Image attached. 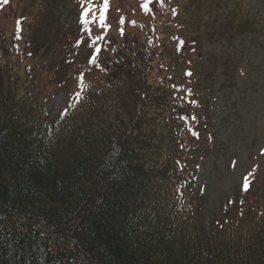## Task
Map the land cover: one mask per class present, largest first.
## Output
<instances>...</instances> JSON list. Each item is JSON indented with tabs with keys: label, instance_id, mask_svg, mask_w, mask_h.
<instances>
[{
	"label": "trees",
	"instance_id": "16d2710c",
	"mask_svg": "<svg viewBox=\"0 0 264 264\" xmlns=\"http://www.w3.org/2000/svg\"><path fill=\"white\" fill-rule=\"evenodd\" d=\"M228 1L0 0V264H264V169L208 226L191 182Z\"/></svg>",
	"mask_w": 264,
	"mask_h": 264
},
{
	"label": "rangeland",
	"instance_id": "374dc122",
	"mask_svg": "<svg viewBox=\"0 0 264 264\" xmlns=\"http://www.w3.org/2000/svg\"><path fill=\"white\" fill-rule=\"evenodd\" d=\"M222 7L223 17L235 12L234 22L240 20L242 29L214 48L228 55L231 73L225 77L220 69L215 78L211 137L220 152L200 160L191 179L193 191L204 198L207 226L221 200L242 196L250 167L264 169V0H229ZM58 12L63 24L73 25L78 18L70 1L59 5ZM69 100L68 92L55 94L47 108L49 117L60 116Z\"/></svg>",
	"mask_w": 264,
	"mask_h": 264
},
{
	"label": "snow or ice",
	"instance_id": "6c2138e0",
	"mask_svg": "<svg viewBox=\"0 0 264 264\" xmlns=\"http://www.w3.org/2000/svg\"><path fill=\"white\" fill-rule=\"evenodd\" d=\"M4 2H5V3H7V0H4ZM149 2H151V0H149ZM105 7H106V5H105ZM144 7L147 9V4H145V5H144ZM89 11H90V10H89ZM84 15H85V16H87V15H88V13H87V12H85V13H84ZM103 20H104V17H103V16H101V22H103ZM93 62H94V61H93ZM245 190H247V189H245Z\"/></svg>",
	"mask_w": 264,
	"mask_h": 264
}]
</instances>
